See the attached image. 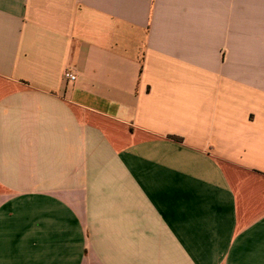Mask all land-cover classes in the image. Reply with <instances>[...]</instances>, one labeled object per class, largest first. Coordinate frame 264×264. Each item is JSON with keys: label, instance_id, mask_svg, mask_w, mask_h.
I'll list each match as a JSON object with an SVG mask.
<instances>
[{"label": "crops", "instance_id": "0c3cea01", "mask_svg": "<svg viewBox=\"0 0 264 264\" xmlns=\"http://www.w3.org/2000/svg\"><path fill=\"white\" fill-rule=\"evenodd\" d=\"M0 264H264V0H0Z\"/></svg>", "mask_w": 264, "mask_h": 264}, {"label": "built area", "instance_id": "2783aa9c", "mask_svg": "<svg viewBox=\"0 0 264 264\" xmlns=\"http://www.w3.org/2000/svg\"><path fill=\"white\" fill-rule=\"evenodd\" d=\"M63 79L68 83H74L76 81V74L71 71H65L63 74Z\"/></svg>", "mask_w": 264, "mask_h": 264}]
</instances>
